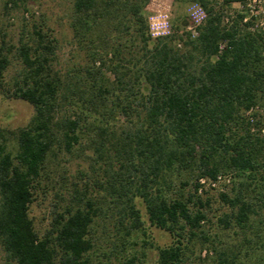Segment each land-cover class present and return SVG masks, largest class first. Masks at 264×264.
<instances>
[{
	"label": "trees",
	"instance_id": "trees-1",
	"mask_svg": "<svg viewBox=\"0 0 264 264\" xmlns=\"http://www.w3.org/2000/svg\"><path fill=\"white\" fill-rule=\"evenodd\" d=\"M149 1L72 0L84 61L65 73L54 68L55 38L42 28L14 47L22 69L8 95L34 113L12 147L0 128V245L12 264H94L100 222L114 239L107 256L146 234L147 222L171 237L154 247L153 264H190L195 245L209 264H264V39L239 11L223 24L208 0H198L207 17L195 37L182 18L169 35L151 37L142 13ZM6 50L2 39L0 86ZM74 154L89 158V171L77 170L57 194L41 234L30 205L50 191L54 173L67 179L58 160ZM218 174L231 178L217 194L228 209L218 223L231 240L203 228L212 198L198 192L199 179ZM143 261L134 252L121 263Z\"/></svg>",
	"mask_w": 264,
	"mask_h": 264
},
{
	"label": "rangeland",
	"instance_id": "rangeland-1",
	"mask_svg": "<svg viewBox=\"0 0 264 264\" xmlns=\"http://www.w3.org/2000/svg\"><path fill=\"white\" fill-rule=\"evenodd\" d=\"M192 1L199 2L198 0H150L142 10L147 22L148 33L151 16L156 15L158 11L166 14L170 25L176 24L181 18L189 22L187 8ZM208 1L222 15L225 13L234 15L240 9L236 2L225 0L221 5H217V0ZM71 9L72 0H0V45L3 39L6 42V48L9 49L8 51L6 50V54L10 58V63L4 72L2 86H0V128L6 131L10 147L14 145L16 130L24 126L34 113L33 106L30 103L8 95L13 89L14 79L22 69V64L16 57L14 47L18 45L20 39L30 40L33 37V28L40 27L51 37L55 38V69H58L61 73H65L73 69L76 64L83 63V53L75 42L70 27ZM259 112H264V109L259 110ZM89 153V150L85 152V154ZM85 154L61 156L58 161L61 162L63 170H66L65 177L67 179H61L57 176L58 174L54 173V178L48 181L50 191L43 194L39 193L30 205V216L34 221L36 229L41 234L49 227L51 220L50 210L53 202L58 199L57 194L65 195L71 183L77 180L74 178L77 170L89 171L90 160ZM230 186L231 182L227 185L226 190ZM219 192L218 188H206L202 193V195L207 193L212 198L210 205L206 207L208 218L204 222L203 228L211 237L218 241L229 236L231 240L235 238L233 233L222 230L218 223V217L228 210L218 198L217 194ZM137 205L141 211L143 220L146 221L143 204L137 200ZM145 227L146 234L137 233L130 236L125 250L123 249L122 251V246L118 245L117 247H120L119 252H116L118 254L107 256L105 253L107 254L115 248L113 247L114 239L112 236L108 238L111 226L106 222H100L95 226L98 247L93 255L94 264H122L123 258L134 252L139 255V259L144 258V264H153L156 259V249L154 247L170 243L171 237L164 230L150 226L147 222L145 223ZM144 241L151 243L153 247L150 248L148 244L143 243ZM133 243L135 244L133 245ZM205 249L208 250V248ZM142 252L144 256L141 254ZM206 254L204 250H200L199 245L191 246L190 264H209L211 258H209L210 260L207 259ZM212 256L214 254L211 253L210 257ZM0 264H12L1 245Z\"/></svg>",
	"mask_w": 264,
	"mask_h": 264
},
{
	"label": "built area",
	"instance_id": "built-area-1",
	"mask_svg": "<svg viewBox=\"0 0 264 264\" xmlns=\"http://www.w3.org/2000/svg\"><path fill=\"white\" fill-rule=\"evenodd\" d=\"M225 0H217V5H221ZM239 6V12L243 14L242 23L245 28L250 32L259 33L264 39V0H241L236 2ZM189 23L186 30L190 32L192 37L198 34V27L201 25L206 17L207 11L197 1H192L187 8ZM163 15L162 17H160ZM159 16V17H158ZM234 15L223 14L222 23L228 24L231 17ZM158 17V18H154ZM171 33V25L169 23L166 14L158 11L156 15L151 16V22L149 25V34L151 37L166 36ZM224 43L219 45V49H222ZM201 186L198 192H203L206 188L208 189H219L220 191H226V187L230 184L231 178L229 175L218 174L215 179H199Z\"/></svg>",
	"mask_w": 264,
	"mask_h": 264
}]
</instances>
